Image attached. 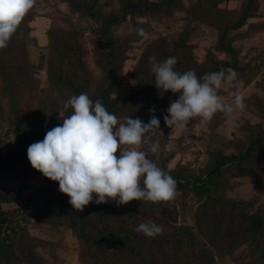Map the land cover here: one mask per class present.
I'll return each instance as SVG.
<instances>
[{
	"label": "trees",
	"instance_id": "obj_1",
	"mask_svg": "<svg viewBox=\"0 0 264 264\" xmlns=\"http://www.w3.org/2000/svg\"><path fill=\"white\" fill-rule=\"evenodd\" d=\"M62 1L71 14L91 22L94 52L102 76L94 86L85 61L88 51L80 39L81 29L75 25L66 29L50 27L45 34L48 87H41L36 77L40 65L31 61L29 53V45L37 43L35 37H30L29 23L33 17L32 14L25 16L8 46L0 49V90L8 100L9 122L14 133L11 143L0 137V177L6 180L14 179L17 171L30 163L29 145L42 141L48 130L62 122L58 111L72 95L86 93L93 102L100 100L119 120L131 116L147 123L152 115L149 109L155 108L160 128L166 126L163 116L179 94L169 91L160 95L149 64L151 56L158 62L176 57V71L194 70L198 77L226 68L235 69L238 75L249 67L264 74L261 70L264 50L239 59L234 45L239 39L236 32L254 17L257 0H243L239 9L221 7L222 0H196L185 9L186 15L190 21L196 20L217 31L214 50L209 48L205 59L197 61L195 47L190 43L189 25L171 44L164 38L151 40L132 72L135 84L131 91L117 94L122 84L120 73L130 51V37H115L114 27L130 21L135 35L141 37L137 30L142 28L146 32L148 24L137 18L170 13L183 0H119L118 12L105 10L101 0ZM216 52L226 57L219 59ZM51 90L54 93L49 98ZM258 108L264 116V106L259 104ZM237 128L245 133L244 138L226 139L216 131L211 133L207 161L201 169L195 171L178 165L165 171L176 181L177 191L185 198L189 195L196 198L193 226H182L180 231L171 233L156 222L163 226V234L150 238L138 234L129 221L140 216L145 207L160 212L165 202L131 201L121 206L114 202L99 205L93 202L78 212L68 203L69 197L60 191L43 207L31 197H22L20 192L1 193L0 264H47L39 250L51 251L57 245L32 236L25 226L14 222L15 215L3 209L2 204L18 200H22L24 212L34 215L38 222L72 231L80 245V264H208L203 260L206 254L223 259L243 247L252 264H264V203L257 199L232 198L227 193L231 178L264 177V128L250 123H238ZM167 137L168 134L160 141L161 159ZM160 160L156 164L164 169L167 161Z\"/></svg>",
	"mask_w": 264,
	"mask_h": 264
},
{
	"label": "rangeland",
	"instance_id": "obj_2",
	"mask_svg": "<svg viewBox=\"0 0 264 264\" xmlns=\"http://www.w3.org/2000/svg\"><path fill=\"white\" fill-rule=\"evenodd\" d=\"M195 1L183 0L177 9L155 18H137L138 21L148 24L145 35L141 37L135 35L136 31L130 21L122 22L114 27L113 35L115 37L120 39L130 37V51L120 73L122 84L117 94L123 95L131 91L135 84L132 72L145 49V45L151 40L164 38L171 44L179 37L185 26L189 25L192 29L190 43L195 47L194 53L197 61L202 62L205 59L209 48L214 50L217 31L196 20L190 21V17L186 15L185 9ZM242 1L222 0L220 6L239 9ZM101 3L107 11L114 10L118 12L120 10L119 0H101ZM253 13L254 17L249 19L248 24L242 30L236 32L239 39L234 42V45L238 50L239 59L264 50V0H257ZM28 14H32L31 17H33V21L29 23L32 27L30 37H35L37 41L35 45H29L30 59L35 65H40V68L36 71L40 86L43 88L48 87L45 66L48 54L45 39L46 31L50 27L66 29L71 25H75L76 28L83 31L80 39L83 47L88 51L85 61L93 77V85L96 86L102 76V70L99 59L94 52V36L90 30L91 22L71 14L67 4L62 0H36L34 7ZM216 54L219 59L226 57L221 52H216ZM53 93V90H51L49 98L53 96ZM237 93L243 97L245 107L242 111L238 110L232 114L231 119L234 124L250 123L264 128V116L258 108L259 104L264 106V74H261L255 68L249 67L248 70L237 75L231 87L222 88L219 91V95L227 103H231ZM9 117L8 100L0 90V137L11 143L14 139V133ZM228 119L229 117L224 113L218 112L207 124L202 125L199 119H195L189 123L186 129L175 127L171 129L164 126L160 128L162 132L158 131L155 134H150L154 138L158 136L159 149L155 154L149 152L148 158L155 163L159 162L162 146L160 141L168 134L163 150V158L160 160L161 162L163 159L167 161L163 170L167 171L181 165L197 171L206 164L207 144L213 131L226 139L245 137V133L240 131L237 126L227 123ZM119 121L123 122L124 120ZM7 192H20L22 197H31L39 206L43 207L49 199L58 195L59 184L44 177L42 173L33 169L31 164L28 163L24 168L17 171L14 179L6 180L0 177V194ZM227 193L232 198L257 199L264 203V177L231 178V189ZM196 205L197 201L193 195L185 198L180 191H177L176 197L171 201H166L161 206L160 212H157V209L149 210L145 207L142 214L129 221V223L135 230L139 223L154 220L167 227L171 233H175L180 231L182 226L190 227L194 225L193 214ZM2 207L11 216L15 215L14 222L25 226L32 236L57 244L51 251L48 249L39 250L47 264H80V245L70 229L63 226L53 228L44 222H38L34 215L24 212L26 208L23 207L22 200L14 203H4ZM138 234L144 236L142 233ZM203 260L208 264L214 262L217 264H252L245 247L223 259L209 253L203 256Z\"/></svg>",
	"mask_w": 264,
	"mask_h": 264
},
{
	"label": "clouds",
	"instance_id": "obj_3",
	"mask_svg": "<svg viewBox=\"0 0 264 264\" xmlns=\"http://www.w3.org/2000/svg\"><path fill=\"white\" fill-rule=\"evenodd\" d=\"M35 2L0 0V49L8 46ZM137 31L145 35L142 28ZM176 63V57L160 62L155 56L149 57L160 95L169 91L179 94L166 109L165 125L186 129L195 119L203 125L220 112L229 117L227 123L237 126L231 116L244 109L243 97L237 93L227 103L219 95L222 88L231 87L236 80L235 69L198 77L194 70L176 71ZM149 112L152 115L147 123L131 116L120 122L100 100L93 102L86 93L72 95L58 111L62 122L48 130L42 141L29 145L27 158L33 169L58 182L59 191L69 197L68 203L78 212L93 202L121 206L131 201H171L177 194L176 181L148 158L149 152L155 154L159 149L158 136L150 134L162 132L155 108ZM135 231L155 238L164 229L153 220L139 223Z\"/></svg>",
	"mask_w": 264,
	"mask_h": 264
},
{
	"label": "built area",
	"instance_id": "obj_4",
	"mask_svg": "<svg viewBox=\"0 0 264 264\" xmlns=\"http://www.w3.org/2000/svg\"><path fill=\"white\" fill-rule=\"evenodd\" d=\"M263 61H264V55H263ZM261 70L264 71V64H263Z\"/></svg>",
	"mask_w": 264,
	"mask_h": 264
}]
</instances>
